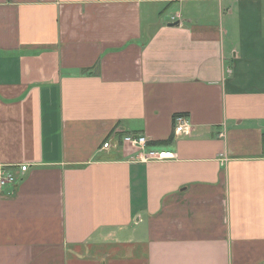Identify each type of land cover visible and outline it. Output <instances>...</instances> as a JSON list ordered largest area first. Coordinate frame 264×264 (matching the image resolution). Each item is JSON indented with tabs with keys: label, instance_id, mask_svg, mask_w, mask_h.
Wrapping results in <instances>:
<instances>
[{
	"label": "crops",
	"instance_id": "obj_1",
	"mask_svg": "<svg viewBox=\"0 0 264 264\" xmlns=\"http://www.w3.org/2000/svg\"><path fill=\"white\" fill-rule=\"evenodd\" d=\"M0 165V264H264V0H0Z\"/></svg>",
	"mask_w": 264,
	"mask_h": 264
},
{
	"label": "built area",
	"instance_id": "obj_2",
	"mask_svg": "<svg viewBox=\"0 0 264 264\" xmlns=\"http://www.w3.org/2000/svg\"><path fill=\"white\" fill-rule=\"evenodd\" d=\"M176 128L175 133L178 135L188 131L189 122L186 117L179 116L175 119ZM148 138L146 136H129L124 137L121 142L118 138L110 140L109 138L103 143L102 148L105 150H112L113 148L120 146H130L132 147L138 155L136 158L139 161L148 162L152 160H165L170 158V153L165 150L160 152L147 151L148 148ZM27 166H4L0 165V187L6 186H16L22 176L27 171Z\"/></svg>",
	"mask_w": 264,
	"mask_h": 264
},
{
	"label": "rangeland",
	"instance_id": "obj_3",
	"mask_svg": "<svg viewBox=\"0 0 264 264\" xmlns=\"http://www.w3.org/2000/svg\"><path fill=\"white\" fill-rule=\"evenodd\" d=\"M161 9V14L160 16H162V21H166L169 20L171 18V12H169V8H160ZM158 21H160V18L158 17L157 19Z\"/></svg>",
	"mask_w": 264,
	"mask_h": 264
},
{
	"label": "trees",
	"instance_id": "obj_4",
	"mask_svg": "<svg viewBox=\"0 0 264 264\" xmlns=\"http://www.w3.org/2000/svg\"><path fill=\"white\" fill-rule=\"evenodd\" d=\"M119 139H120V141L122 142L123 139H124V137L121 136ZM172 142H173V139H169L168 141L154 143L153 145H154L155 147H163V146H166V145L171 144Z\"/></svg>",
	"mask_w": 264,
	"mask_h": 264
},
{
	"label": "water",
	"instance_id": "obj_5",
	"mask_svg": "<svg viewBox=\"0 0 264 264\" xmlns=\"http://www.w3.org/2000/svg\"><path fill=\"white\" fill-rule=\"evenodd\" d=\"M171 26H178L179 23L170 24Z\"/></svg>",
	"mask_w": 264,
	"mask_h": 264
}]
</instances>
